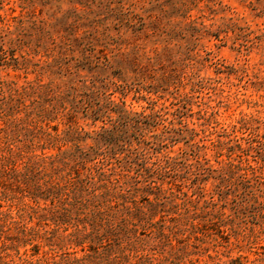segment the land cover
<instances>
[{
    "label": "trees",
    "instance_id": "16d2710c",
    "mask_svg": "<svg viewBox=\"0 0 264 264\" xmlns=\"http://www.w3.org/2000/svg\"><path fill=\"white\" fill-rule=\"evenodd\" d=\"M18 1L0 27L2 66L23 79L0 80V264L213 259L196 242L223 239L227 206L264 208L259 167L240 156L264 161V122L241 119L209 146L195 142L209 118L185 122L192 96L179 91L200 81L186 75L196 44L181 40L195 11L220 15L224 33L248 29L242 18L219 0ZM237 1L264 14V0ZM129 94L143 111L127 107ZM178 144L195 159L162 153Z\"/></svg>",
    "mask_w": 264,
    "mask_h": 264
},
{
    "label": "rangeland",
    "instance_id": "374dc122",
    "mask_svg": "<svg viewBox=\"0 0 264 264\" xmlns=\"http://www.w3.org/2000/svg\"><path fill=\"white\" fill-rule=\"evenodd\" d=\"M219 1L234 9L242 18L239 26L248 29H230L224 33L223 29L219 28L222 25L220 15L212 16L209 12L195 11L192 13L195 25L187 32L185 39L181 40L184 43L188 41L190 44H196L197 62L192 69L187 70L186 75L190 77L192 72L197 77L193 80L200 81L194 86L186 82L179 91L180 94L192 96V117L185 119V122L193 127L191 123L200 122L197 120L196 112L205 113L209 118L206 123L209 132L200 134L194 141L207 146L208 140H214L216 135L221 134V128L229 129L238 120L264 122V14L255 16L237 0ZM20 6L18 0H0V27L5 23L4 18L20 13ZM209 34L219 36V40ZM2 64L3 56L0 54V80L16 79L22 82L21 73H15L10 69L4 70ZM15 75H19V78H14ZM32 78L33 75H28V79ZM115 99H118V95ZM171 101L169 98L159 103L165 102L169 105ZM125 103L136 113H140L147 106L146 102L133 98V94L125 98ZM165 117L173 118L170 115ZM214 130L217 132L210 134L214 133ZM206 152L211 163H214V151L208 149ZM162 153L178 158L187 156L190 161L196 157L190 148H185L182 144L168 147ZM240 156L242 160L247 159L250 164L258 166L257 175L264 179V161H261L254 152L241 153ZM171 180L165 179L164 189L174 187L170 184ZM175 184L178 190L185 191L178 182ZM207 188H210V183L207 184ZM226 212L233 218L223 229L225 232L223 239L204 233L201 241L196 242L195 251L206 248L209 250L208 254L214 258L208 259L204 255L197 264H228L239 257L238 263L264 264V208H251L236 214L233 207L231 209V205H228Z\"/></svg>",
    "mask_w": 264,
    "mask_h": 264
}]
</instances>
